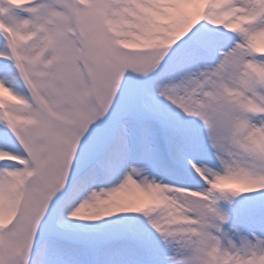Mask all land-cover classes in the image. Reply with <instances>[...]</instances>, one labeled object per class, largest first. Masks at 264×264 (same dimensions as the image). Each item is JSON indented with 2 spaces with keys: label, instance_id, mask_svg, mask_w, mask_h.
I'll use <instances>...</instances> for the list:
<instances>
[{
  "label": "snow or ice",
  "instance_id": "obj_1",
  "mask_svg": "<svg viewBox=\"0 0 264 264\" xmlns=\"http://www.w3.org/2000/svg\"><path fill=\"white\" fill-rule=\"evenodd\" d=\"M0 264H264V0H0Z\"/></svg>",
  "mask_w": 264,
  "mask_h": 264
}]
</instances>
